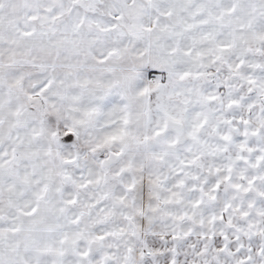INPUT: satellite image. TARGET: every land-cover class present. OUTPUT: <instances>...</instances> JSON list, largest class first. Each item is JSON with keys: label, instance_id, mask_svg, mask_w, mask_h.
<instances>
[{"label": "snow or ice", "instance_id": "snow-or-ice-1", "mask_svg": "<svg viewBox=\"0 0 264 264\" xmlns=\"http://www.w3.org/2000/svg\"><path fill=\"white\" fill-rule=\"evenodd\" d=\"M0 264H264V0H0Z\"/></svg>", "mask_w": 264, "mask_h": 264}]
</instances>
